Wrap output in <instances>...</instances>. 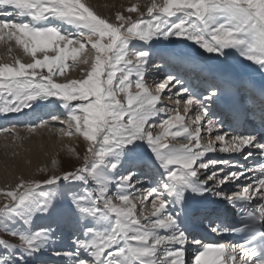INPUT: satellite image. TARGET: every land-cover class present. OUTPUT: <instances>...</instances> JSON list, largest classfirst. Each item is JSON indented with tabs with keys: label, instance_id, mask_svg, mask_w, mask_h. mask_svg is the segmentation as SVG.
I'll return each mask as SVG.
<instances>
[{
	"label": "snow or ice",
	"instance_id": "snow-or-ice-1",
	"mask_svg": "<svg viewBox=\"0 0 264 264\" xmlns=\"http://www.w3.org/2000/svg\"><path fill=\"white\" fill-rule=\"evenodd\" d=\"M145 7L126 9L136 19L116 13L112 22L85 0H0V43L14 41L31 57L0 62V114L52 107L51 120L66 125L59 131L87 145L74 170L0 190V232L15 241L0 236V264H47L49 252L55 264H188V246L191 264H264V105L259 128L226 131L211 110L220 95L215 85L193 92L173 72L156 94L145 83L153 59L168 67L162 53L186 43L210 59L238 56L264 75V0H151ZM85 51L93 59L83 78L56 82ZM152 68L162 71L159 63ZM177 86V107L163 106L162 95ZM178 140L185 142L172 143ZM216 151L259 161L207 158ZM57 198L68 206L75 237L59 248L57 228L34 226L52 216ZM196 227L239 240L206 241L193 234Z\"/></svg>",
	"mask_w": 264,
	"mask_h": 264
},
{
	"label": "rangeland",
	"instance_id": "rangeland-1",
	"mask_svg": "<svg viewBox=\"0 0 264 264\" xmlns=\"http://www.w3.org/2000/svg\"><path fill=\"white\" fill-rule=\"evenodd\" d=\"M117 1H119V3H124V4L117 7L118 12L116 13L123 14L124 11L126 16H131L133 19L137 18V13L127 12L126 9L128 7H131L132 5H137L141 11H145L146 10L145 6L151 2V0H117ZM85 2L89 4L96 13H98V10L95 9L97 6H99L101 10L107 9V11L108 8H110L109 2H107L106 0H85ZM160 2L161 0H157V3ZM122 6H124L125 8L122 9ZM109 21L115 22V17H113V20L110 19ZM9 47H11L12 49L11 52L8 51ZM0 51L2 52L3 55L2 57L6 63H11L14 57L19 58L24 63L31 62V57L24 54L22 49L15 45L14 41L0 43ZM48 54L54 55V53L51 52H49ZM37 56L38 58H42L43 54L37 53ZM85 58L88 59L87 64L82 62ZM92 59H93L92 53L89 51H85L84 53L80 54L75 65H73V62L71 60H69L67 62L68 67L65 70L64 74L55 76L54 77L55 81L60 83H66L69 80L82 79L84 74L88 70H90ZM240 61L244 63L242 59H240ZM248 63L249 62L246 61L244 66H246L248 69H251V64ZM154 86L152 85V87ZM131 90L133 92L136 91L134 87ZM163 106L166 107V105ZM167 108H170V106H167ZM179 110L183 112L182 107ZM61 119H64V117H61ZM50 120L51 117L47 121ZM187 120L188 118L186 119V122H189ZM40 121H41V117H37V119H35V121H33V123L30 124L29 126H32L34 124H39ZM52 123H48V125L43 128L42 127L34 128V129L42 128V133L39 134L40 137H38L37 135H32L36 133L34 131H28V129L23 130L25 129L24 127H26L27 125L21 127H12V129H9L11 130V133L3 132L2 130L4 129V127H1L0 128V169L15 171L18 168L20 162L22 160L30 159V156H32L33 153L42 154V156H49L51 157V162L47 163L46 160H43L45 162V165H43L41 169L37 170L33 176L22 178L21 180L43 181L52 175H60L64 171L74 170L76 167L82 165L83 155L85 153L87 145L79 138L78 135H65L64 133L59 131V129L61 128H66V125L61 124L59 120H57L56 123L55 122ZM156 129L157 128H150L148 130L154 132L155 134ZM201 135H202L201 143L206 144L209 138L204 133H202ZM36 141L40 143L39 147L32 146V144L37 143ZM173 142L178 144V143H183L185 141L178 140ZM27 143L28 144L30 143V145L28 146ZM141 153L140 155L143 156V154ZM143 160L145 161L147 160V158ZM52 168L54 170L53 173L51 172ZM137 187H139V185ZM9 189L10 188H8L7 190ZM134 194L139 196L145 193L140 191L137 192L135 191ZM3 203H4V196L1 194L0 205H2ZM67 207L68 206L66 203H64L59 198H57L56 208L54 209L52 216L46 220L36 219L34 222V226L51 224L52 227L57 228L58 236L63 234L64 231L69 232L70 227H68L66 219H64V221H61L62 223L56 224L57 215L63 213L66 214ZM59 219H61L60 216L58 220ZM0 236H2L5 239H9L11 242H15L14 240H12V238L3 235L2 232H0ZM66 237L70 241L75 238L74 235H70V234H66Z\"/></svg>",
	"mask_w": 264,
	"mask_h": 264
},
{
	"label": "bare ground",
	"instance_id": "bare-ground-1",
	"mask_svg": "<svg viewBox=\"0 0 264 264\" xmlns=\"http://www.w3.org/2000/svg\"><path fill=\"white\" fill-rule=\"evenodd\" d=\"M106 1L109 2V6H110V8H108V11H107V9L101 10L99 8V6H97L95 9L98 10V13L97 14L100 15L101 17L106 18L108 20H110V19L113 20V17H115V13L118 12L117 7L118 6H121L124 3H119V1H117V0H106ZM124 8L125 7L122 6V9H124ZM123 14L126 15L124 13V11H123ZM188 48L189 47H186L184 45V49L188 50ZM166 53H167V50L164 53H162V54L166 55ZM186 53L191 54L193 58L196 55L195 52H191V53L190 52H186ZM0 54H1L0 55V62H5L4 59H3V57H2L3 55H2V52L1 51H0ZM184 59L186 60L187 57L185 56ZM236 59H237L236 56H230L227 59L222 58V57L221 58H217V59H210L208 57V54H204L203 56H201L199 54V55H196V57L194 58L195 62H197L204 69L210 70L212 73L219 74V73H223L224 71H228V72H230L231 75L236 76L237 79H242L243 80V83L246 86L252 87V88H257L259 90L264 91V75H262L260 72H258L256 70H254V66L253 65H251V69H249L246 72V74H242L241 73V68H240L241 65L238 63V61ZM248 64H250V63H248ZM38 71H40V70H38ZM162 81L163 80H160V82H162ZM58 83H60V82H58ZM151 85L152 84H147L149 90L150 91L153 90L151 92L153 94H156L157 85H156L155 89H153L151 87ZM186 99H187V97H186ZM38 107L39 106H36V107H33L32 108V110H31L32 111L31 112L32 115H34L33 113H36V111L38 112ZM42 111H44L48 115V113L50 111H55V109L52 108V107H46V109L45 110H42ZM180 114L182 115L181 111H180ZM192 114H194V112ZM23 118L24 117H22V115H21L20 119L17 122H19L21 124ZM4 120H6V118H1L0 119V123L2 122L3 124H5L4 123ZM32 121H33V119L31 118V123H32ZM48 122L49 123H52V122H55L56 123L57 121L50 120ZM42 128L34 129L33 131L36 132V133L35 134H32V135H37L38 137H40L39 134L42 133ZM27 129L28 128H25L23 130H27ZM157 132H159V129L158 128L155 130V134ZM153 134H154V132H153ZM79 138L86 144V142L83 140L82 137L79 136ZM172 143H174V142L172 141ZM27 145L29 146L30 143L29 144L27 143ZM39 145H40V143H38V142L36 144H32V146H35V147H39ZM143 159H146V158H144L143 156H141V159L140 160H142V162L144 163V160ZM43 160H46L47 163L48 162H51V157H49V156H42V154L33 153V155L30 156V159L22 160L20 162V164L18 165V168L15 171L5 170V169L1 170L0 169V190H5L6 191L8 188L11 189L17 183H19V181L22 178H26V177H29V176H33L37 170L41 169L43 167V165H45V162ZM145 169L146 168H143V170H145ZM51 172L52 173L54 172L53 168H52V171ZM137 186L138 185H136V187ZM0 196H1V194H0ZM59 216L61 217V219L58 220ZM65 218H66V215H64V214L57 215V222L56 223H59L61 221H64ZM68 244H70V243H68V241L62 239L58 243L57 247L58 248L59 247H62V246H65L66 247ZM46 257H48V259L46 261L49 262V263L47 262V264H50V263H54L55 264L56 258L55 257H52L51 256V253L48 254V255H46L44 258H46ZM49 257H51V259H49Z\"/></svg>",
	"mask_w": 264,
	"mask_h": 264
}]
</instances>
